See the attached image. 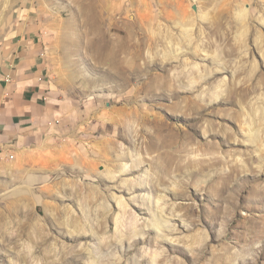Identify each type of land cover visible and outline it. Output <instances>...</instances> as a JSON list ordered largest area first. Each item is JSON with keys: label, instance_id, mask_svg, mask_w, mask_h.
Returning a JSON list of instances; mask_svg holds the SVG:
<instances>
[{"label": "rangeland", "instance_id": "rangeland-1", "mask_svg": "<svg viewBox=\"0 0 264 264\" xmlns=\"http://www.w3.org/2000/svg\"><path fill=\"white\" fill-rule=\"evenodd\" d=\"M7 1L52 113L0 158V264H264V0Z\"/></svg>", "mask_w": 264, "mask_h": 264}, {"label": "crops", "instance_id": "crops-1", "mask_svg": "<svg viewBox=\"0 0 264 264\" xmlns=\"http://www.w3.org/2000/svg\"><path fill=\"white\" fill-rule=\"evenodd\" d=\"M10 4L0 0V13ZM45 36L39 16H0V158L27 142V134L52 113Z\"/></svg>", "mask_w": 264, "mask_h": 264}, {"label": "bare ground", "instance_id": "bare-ground-1", "mask_svg": "<svg viewBox=\"0 0 264 264\" xmlns=\"http://www.w3.org/2000/svg\"><path fill=\"white\" fill-rule=\"evenodd\" d=\"M244 10V9H243ZM195 12H197V11H195ZM244 12H246L245 10H244ZM242 13V12H241ZM244 14V13H243ZM131 16V15H130ZM133 16V15H132ZM242 18V17H241ZM120 28H121V26H118V30H120ZM185 29V28H184ZM133 31L131 30V29H128L127 30V32H126V38H127V42L129 43L128 45H133V44H135V45H138V42H136L135 40H134V37H133ZM183 34H184V38H185V40L186 41H188V37H189V35H190V31H189V29L188 28H186L185 30H184V32H183ZM108 39L107 38H105V41L103 42V44L101 45V47H100V50H102V52H105V48H107L106 46H107V44H108ZM121 46H123L124 47V45H123V41H122V43H121ZM109 48V47H108ZM182 48V47H181ZM198 48H200V47H198V45H195V51L196 50H198ZM111 49H113V48H111ZM115 49V48H114ZM214 49V48H213ZM121 50V49H120ZM179 49H177V51H178ZM109 51V50H108ZM199 51H201V49H199ZM203 51V50H202ZM214 51V50H213ZM112 52H113V50H112ZM204 52H205V50H204ZM207 52V51H206ZM220 52L221 51H219V54H220ZM114 53V52H113ZM209 53V52H208ZM121 54V53H120ZM135 54H137L136 52H133V53H131L130 55H129V59L131 60V61H133L131 58H135L136 57V55ZM219 54L217 53V52H215V53H213L212 55H211V57L213 58V60L214 59H217V60H219V62H220V60H221V58L219 59ZM107 55H108V52H107ZM115 55V54H114ZM222 60H223V58H222ZM133 63V62H132ZM132 63H130V64H132ZM223 67H224V65H223ZM223 67H222V69H223ZM131 69H132V67H131ZM130 72V71H129ZM201 77V76H200ZM199 77V78H200ZM197 78V77H196ZM202 78V77H201ZM232 93V92H231ZM218 96V95H217ZM253 107V106H252ZM255 108V107H254ZM253 110V109H252ZM258 113H259V109H258V111H257ZM263 112V111H262ZM249 113V112H248ZM257 113V115H259ZM263 114V113H262ZM262 114H260V115H262ZM202 115V114H201ZM247 115V114H246ZM262 117V116H261ZM245 118V117H244ZM258 118V117H257ZM256 118V119H257ZM251 119V118H250ZM154 120V122H155V124H156V126H157V128L158 129H161V128H163V124H162V122L160 121V120H156V119H153ZM259 120L261 121V119H258L257 120V122H259ZM252 121H254L253 119H252ZM262 122V121H261ZM251 123H253V122H251ZM254 123H256V122H254ZM253 123V124H254ZM244 124H247V122H245ZM252 124V125H253ZM251 125V124H250ZM161 127V128H160ZM250 131H251V129H249L248 130V134H249V138H248V141H251V142H255L256 140H257V135L256 134H251L250 133ZM253 132V131H252ZM170 144H172V143H170ZM261 150V149H260ZM259 150V151H260ZM126 168V166H125V164H122V169H125ZM121 169V170H122ZM110 175H112V174H110ZM112 176H115L114 174L112 175ZM113 178V177H112ZM117 198V197H116ZM157 202H159V199L157 200ZM117 203L120 205V206H122V208L124 209V211H123V213L125 214L126 212H125V209H126V204L124 203V201H122L121 199H118L117 200ZM85 212V211H84ZM122 215V214H121ZM155 216H156V214H154ZM161 220V219H160ZM159 220V218L157 219V217H154V221L152 222V224H150V225H152L154 228H160L161 229V227H162V224L163 223H161V221ZM115 221V224H118V217L114 220ZM68 222V221H67ZM68 224V223H67ZM119 226V225H118ZM118 226H116V227H118ZM137 228V227H136ZM125 229H127V228H125ZM131 229V228H130ZM132 230H135L134 229V227L131 229V231ZM90 232H92L93 233V231L91 230ZM132 232H136V231H132ZM133 234V233H132ZM131 234V235H132ZM122 235V234H121ZM134 235V234H133ZM117 240H119V239H117ZM155 261V260H154Z\"/></svg>", "mask_w": 264, "mask_h": 264}]
</instances>
